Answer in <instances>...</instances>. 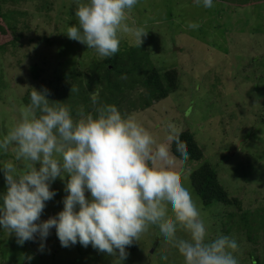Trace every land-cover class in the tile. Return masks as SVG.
<instances>
[{"label": "rangeland", "instance_id": "374dc122", "mask_svg": "<svg viewBox=\"0 0 264 264\" xmlns=\"http://www.w3.org/2000/svg\"><path fill=\"white\" fill-rule=\"evenodd\" d=\"M75 9L74 0H20L16 4L0 0V12L9 17L6 40H10L7 49L0 50V137L17 123L22 108L30 104L32 88L47 89L51 102L65 103L70 108L77 105L67 97L57 99V88L47 84L50 81L55 85V79L66 72L83 73L89 78H79L84 82L82 88L74 83L81 103L87 97L98 96V103L89 108L92 110L81 104L78 110L83 106L86 112H95L106 104L103 82L88 88L87 84L92 81L90 73L96 65L112 57L101 58L95 50L68 38V27L77 23ZM127 24L131 31L119 34L120 58L146 51L157 67L181 70V86L174 98L172 94L134 115L158 142L165 141L169 124L178 134L189 130L195 136L205 159L189 164L176 159L174 170L182 172L181 182L200 209L209 227V238L223 234L236 239L239 264H251L252 258L247 255L250 249L256 252L254 256L263 258L264 0H216L212 8L194 5L190 0H139L128 14ZM189 24L195 27L190 28ZM137 29L147 32L141 45L134 35ZM34 69L39 73L38 79L33 77ZM123 90L131 96L118 109L128 115L129 106H138L143 98H136L134 90ZM13 147L0 153V162L20 165L14 160ZM206 162L217 170L230 197L239 199L241 213L236 206H202L189 176ZM68 179L67 175L64 179L58 177L51 184L56 195L45 202L41 221L63 210ZM6 188L0 166V193L6 192ZM86 196L90 193L86 192ZM245 212L251 221V233L257 236L252 241L240 220ZM167 215L173 216L171 211ZM232 221V231L224 230ZM257 226L261 227L259 231ZM158 231V227L151 226L138 241L127 246L123 264H184L183 256L160 239ZM177 236L188 238L183 229L177 231ZM40 244L36 234L35 240L19 245L14 233L0 227V264H116L118 257V250L117 256H113L91 244L84 247L77 242L62 247L54 227L43 250ZM29 255L33 257L30 262L21 260Z\"/></svg>", "mask_w": 264, "mask_h": 264}, {"label": "clouds", "instance_id": "9594fccd", "mask_svg": "<svg viewBox=\"0 0 264 264\" xmlns=\"http://www.w3.org/2000/svg\"><path fill=\"white\" fill-rule=\"evenodd\" d=\"M138 2L74 0L77 23L66 35L101 58L113 57L119 51V34L131 31L128 14ZM193 3L214 7V0ZM146 33L135 30L139 45ZM47 95V89L32 88L30 104L0 137V153L14 146V160L21 162H0L7 185L0 193V227L14 233L17 244L33 241L38 234L43 250L54 227L62 247L91 244L113 256L118 250L116 264H123L126 247L156 226L158 237L178 250L184 264H239L237 240L223 234L209 238V227L181 182L182 172L174 170L176 155L186 160L188 152L171 124L165 141L158 142L134 114H122L114 104L101 105L95 112L81 106L74 116L69 106L51 102ZM91 101L96 105L98 96ZM65 175L69 179L63 210L41 221L45 202L56 195L51 184ZM179 229L188 238H179Z\"/></svg>", "mask_w": 264, "mask_h": 264}, {"label": "trees", "instance_id": "16d2710c", "mask_svg": "<svg viewBox=\"0 0 264 264\" xmlns=\"http://www.w3.org/2000/svg\"><path fill=\"white\" fill-rule=\"evenodd\" d=\"M19 1L20 0H11V2L15 4ZM10 14L11 12L9 15ZM8 19V15L0 12V50L7 49V45L10 43V40H6L8 36L6 28L9 29L6 22ZM149 57V53L145 51L144 54L139 52L130 54L127 59H124L120 58V52H117L111 59L99 63V65L97 64L98 66L96 65L95 71L90 73L92 81L88 82L87 88L90 87V85L93 86L95 83L103 82L104 94L108 97L105 99L106 104H114L117 107L122 106L123 103L129 102V97L131 96L130 94L128 96L123 88H128L131 91L134 90L136 92V98L142 96L141 98H143V100L138 106H129L127 110L128 114H136V111L146 109L154 102L159 103L172 94L174 98V94L180 90L181 70L174 67L159 68ZM32 74L35 79L39 78V73H37L36 69L33 70ZM79 78L89 79L83 73L66 72L55 79V85L50 81L47 82L48 86L57 88L56 91L59 96L56 97L57 99L67 97L72 103L77 104L71 108L74 116L78 110V104L83 106L86 105L87 110H92L89 108L93 105L91 97L85 98L86 101H82V103L78 100V90L75 89L74 83L78 82L77 85H80V88H82L81 84H84L83 80L81 81ZM72 88L75 90L71 92ZM253 102L254 101H252V103ZM179 138L187 149L188 158L184 160L179 157V155H176L177 160L184 162V164H189L200 163L205 159L203 149L198 145L195 136L189 130L181 131L179 133ZM171 151L175 154V144L171 145ZM189 178L191 188L204 208L221 205L223 207L236 206L239 211L242 210L239 199L230 197L229 193L220 182L217 170L208 162L203 163L195 169L190 174ZM241 212L242 211H240V213ZM228 215L235 216L234 214ZM240 220L245 224L244 228L247 230V237L249 240L252 241L254 238L256 239L257 236L251 233L248 213L245 212L241 215ZM263 223L264 216L261 220V226ZM256 225H258V223ZM233 227L234 223L232 221L225 225L223 229L225 230L227 228L226 230L231 232ZM257 229L259 231L261 227ZM261 232L264 234V229ZM254 254L256 255V252H254L253 249L247 252L248 258H252L251 264H264V257L258 258L254 256Z\"/></svg>", "mask_w": 264, "mask_h": 264}]
</instances>
